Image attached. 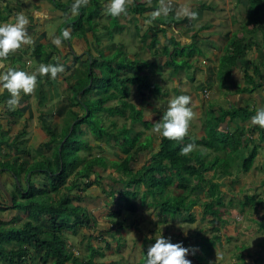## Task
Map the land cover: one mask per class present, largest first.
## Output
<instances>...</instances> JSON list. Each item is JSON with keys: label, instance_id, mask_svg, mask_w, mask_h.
<instances>
[{"label": "crops", "instance_id": "crops-1", "mask_svg": "<svg viewBox=\"0 0 264 264\" xmlns=\"http://www.w3.org/2000/svg\"><path fill=\"white\" fill-rule=\"evenodd\" d=\"M93 1L95 0H87L85 3L81 0L79 6L75 7L77 0H0V22L11 21L18 12L23 11L29 17L30 23L26 27L32 38L31 43L23 45L5 59L4 65L0 66V72L6 71L8 67L19 66L26 71L35 72L38 77L37 86L34 90L31 93H22L21 100L15 107L8 104L10 96L8 90H0V134L3 137V144H6V148L4 146L5 149L1 151V155H4L5 158L0 156V162L5 166L0 167V199L5 202L10 203L8 201L10 198L9 193L13 190L12 188L17 186L22 193H26L30 186H33L31 189L34 194L37 191L42 192L41 195L48 197L46 199L53 203H56L59 197L66 192V186L72 181L73 174H70L66 182L57 186L56 189L52 188L50 183L52 175L57 174L61 166L60 144L64 141L65 135L70 132L76 119L84 113L81 105L73 103L74 92L69 87L78 81L86 82L88 80L87 75L91 73L99 79L97 92H101L100 90L107 85L108 74L105 71L107 68L113 71L117 79L115 80L117 81L115 82L116 85L109 88L110 91L117 93V96L111 99L115 100L114 104H109L108 102L111 100H107L104 106H119L118 98H124L127 103L133 105L135 112L141 114V119L148 123V126H145L141 121H133L131 117L132 110L129 106L124 107V114H111L107 110L101 109L99 114H101L102 124L106 126L107 130L114 129L116 132L117 128H121L125 124L126 128H131V134L133 126L138 123L143 128L152 129L153 134L156 133L154 124L161 118L164 111L161 112L158 118V111L150 105L151 103L149 104L148 98L169 96L170 93H163V91H168L165 90V87H167L165 83L169 81L171 84L168 87H172L170 90L175 95L187 93L194 98H205V101L202 102L203 105L196 108L195 119L190 121L188 133L185 135L187 139L184 140L185 144L190 142L193 145H199L204 142L205 139L202 140V137L206 138L207 134L205 116L210 113V110L217 116L221 112L219 108L230 111L239 109L240 111L236 110L238 118L248 114L244 127L247 128L248 133H253L251 136L254 139L258 136L256 126L259 124L254 125L252 123V126H250L248 121L259 108L264 107V17L262 16L263 19L257 20V22H251L243 17L245 23L241 18H238L235 12L237 5L243 16L247 12L243 3L244 0H130L127 10L115 16L112 25L104 28V32L101 31L102 21L99 20L97 29V22L93 21V17L87 13V9ZM106 3L107 5H104ZM222 4H224L223 10ZM92 5H99L94 12H98L104 19L109 18L107 14L108 0H99L98 2L96 0ZM140 6L143 9L138 11ZM192 12L195 13V16L190 15ZM165 15L175 18L171 22H168L167 19L163 21ZM160 27H162L161 30ZM65 29L70 31L69 38H63ZM99 30L103 35L98 39ZM57 36L62 38V44L59 46L54 43ZM172 36H177L174 42L179 51L182 50L183 54L185 51L190 52L189 57L185 54H178V56L183 57L179 61L182 64L179 67L180 71H175L173 68L175 63L164 52L166 46L169 48L170 54L174 51L173 44L169 40ZM232 41L234 44H231ZM195 49H205L207 52L204 57L198 55L199 59L196 61L194 60L195 55L191 53ZM228 52L231 53L228 54ZM172 58H175L176 61L180 59L174 55ZM220 58H222V62L219 61ZM223 58L226 59L223 61ZM158 62L161 67H154L153 65ZM48 63L63 64L64 70L58 73L55 78H52L50 73L40 74V65ZM222 67H226L229 71L226 77H222ZM182 70L193 74V77L189 78L183 75ZM181 75L183 77L179 78ZM126 78H128V82L124 81ZM120 89L127 93L124 94V97L119 95L118 91ZM94 92H96L95 89L90 92L91 95ZM132 94L137 96L138 106L130 100ZM144 103L147 106H143ZM144 108L152 113V118L144 117ZM104 114L108 116L107 121L103 118ZM114 115H122L124 118L129 119V125L123 122L121 126H117L113 118ZM228 119L229 116H226L225 121L217 126V132L230 133L238 127V124L228 122ZM111 120H114L115 127L111 124ZM249 129H252V131H249ZM91 135L88 125L81 123L79 131H77V137L92 146L90 150L81 148L78 152L81 156H87L88 153H91V156H103L100 152H104L106 147L111 146H114V155L109 158L104 156L106 158V168L104 170L99 169L102 176L99 177V181L105 183L94 182L85 188L83 185L86 179H84L79 189L75 188L76 191H71L73 194L79 195L80 199L73 197L70 200V206L74 207L73 204H80L82 207H86L85 209L89 210L90 214L95 217L93 223L95 227L89 231V235L90 232H94V229L100 228V224L104 225L103 231L100 232L103 235L108 231L106 227L111 225L108 224L107 215L111 214V209H115V204L109 206L110 200H105L99 196L102 195L103 188L107 192L113 189L122 190L119 187L111 189L107 181L110 178L118 183V186L124 184L128 177L126 172L124 173L123 170L111 166V162L114 160L121 162L128 157V154L116 152L119 147L112 137L107 142L105 135L98 138L92 135V140L90 139ZM141 135L142 131L138 138ZM120 139L122 140V138ZM148 139L151 141L149 149L143 152H136L134 149L129 151L132 158L129 165L131 170H140L144 166H148L150 157L157 150L151 151L155 138L153 139V136L149 135L143 140ZM157 139L158 148L160 132H157ZM192 139H195L196 142L191 141ZM248 142V145H250V141L246 142L244 138L239 146L243 147ZM93 149L100 152L92 154ZM218 149L220 150V148L208 149L204 152L207 154V158H210L216 155ZM222 150L226 154L224 149ZM217 155L221 154L217 153ZM239 157L242 158V156ZM6 166L15 168L9 170ZM254 168L263 171L261 174L264 177V141L259 143L253 163L248 171H244V174L249 173ZM228 172H231V170ZM205 173L210 174V176H204L211 182H215L213 181L214 177H230L232 181L235 179L231 175L232 172L227 174L218 166L205 171ZM94 179L93 174L87 178V180ZM174 184L176 186V183ZM216 185L215 194L206 197L211 199L209 204H211V209L214 211L212 214L207 212V215L212 217L210 221L216 222L212 228L214 234L208 237L202 236V238L215 239V242L218 241L219 243V245L214 244L208 252V264H215L221 259L222 255L227 264V262L233 260L232 258L235 255L226 253V245L228 244L227 249L230 250L233 244L241 243L240 239L237 241L232 238V236L237 237L240 233L234 229L235 225L242 223L243 217L241 218L238 214L247 213L248 217L250 216L248 205L242 203L240 207H234V202L238 201L234 194L238 191V193L243 194L242 200H244V196L254 193L249 194L245 190H238L239 185H237L236 192L232 193L229 190L231 189L230 185L227 187L226 179L224 182L217 180ZM261 185H264V178L259 183V186ZM140 186L141 183L138 187ZM254 186L256 188V184ZM9 189L11 191H8ZM87 189L88 191H86ZM176 189H180V187L176 186ZM196 189H191V191ZM184 192L188 191L178 193ZM84 193L87 194L84 195ZM206 198H203V200H206ZM17 200L19 202L23 201L20 193ZM196 200V204L190 207L189 210L185 209L187 213L194 207H200L204 211L206 204L199 201V198ZM244 208H246V211H244ZM30 209L27 206L25 209L9 208L2 210V212H5V218L0 216V220L9 226H19L30 219L33 223H43L44 220L41 221L40 219L42 213L36 211L37 215L33 218L30 215ZM16 213H19L22 220L24 218L18 225L13 224L17 220L16 216H19ZM162 213L166 215V212L163 211ZM44 215L48 219L47 214L44 213ZM263 215L264 211L262 217ZM178 217L177 219L181 223L185 216ZM103 218L104 220H102ZM166 218L167 221H170L168 216ZM220 219L224 220V226H221ZM99 221H102V223H99ZM225 227H227L226 231L228 232L224 236L222 233L220 234V228L223 229L224 233ZM205 229L206 227H204ZM204 230L201 231L204 232ZM85 234L86 232H84ZM101 235L100 239L103 238ZM238 237L245 240L247 244L249 243L248 239H251L249 234L244 233H241ZM200 238L192 237L190 234L179 236V239L183 240L186 246L196 245L197 243L194 241L200 240ZM251 240H257L255 235ZM256 245H247V251L242 254V259L251 262L254 256H259L262 264H264V247H260L259 243ZM98 252L95 256L103 255L100 249ZM198 253L199 251L196 250L195 254ZM211 253L218 256L215 261L210 257ZM191 255L193 264H197L196 261H201L195 255Z\"/></svg>", "mask_w": 264, "mask_h": 264}, {"label": "trees", "instance_id": "trees-1", "mask_svg": "<svg viewBox=\"0 0 264 264\" xmlns=\"http://www.w3.org/2000/svg\"><path fill=\"white\" fill-rule=\"evenodd\" d=\"M243 3L245 4V9L249 11V17L251 18L249 19V21L257 22V20L263 19L264 0H244ZM142 9L143 8L140 6V8H138V11H141ZM174 18L175 17L171 18L169 15H165L163 17V21L167 19L168 22H171L172 20H174ZM184 19H186V17H184ZM159 29L161 30L162 27H160ZM172 44L174 51L170 54L169 48L166 46L164 52H166L167 55L171 57L170 59H172V61L175 63V66L173 68L175 69V71H177L178 68L182 66V64L177 62L175 58H172V56L184 54L182 50L179 51L176 48V43L174 41L172 42ZM225 59L226 58H223V61ZM153 66L156 68L161 67L159 62L155 63ZM105 71L108 74V78L106 81L107 85L104 89L102 88L100 90L101 92H97L98 90L96 88L97 83H99V79L97 78V76H93L91 73L87 75L88 80H86V82L78 81L69 87L71 91L74 92V95L72 97V100L74 101L73 103L81 105L84 109V113L82 114V116L76 119V121L72 125L70 132H66L67 134L65 135V139L60 144L59 155L61 166L59 167L57 174L52 175L50 183L51 187L56 189L57 186L62 185L66 182V179L70 174H73L72 181L66 186V192H64L59 197V200L56 203H53L49 202L46 199L48 197L42 196V192L37 191V193L34 194L31 189L33 188V186H30L29 190L26 193H22L21 189L17 186L16 188H14V191L12 190L9 193L10 198L8 201L10 203L0 199V211L9 208L25 209L27 208V206H29L31 208V217L35 218L37 215L36 211H39L42 214H47L48 218L47 223H33L32 219H30L19 226H9L6 225L4 221L0 220V224H2L0 225V264H33L36 259H38V261L43 264H95V254L99 251L96 246L91 244L89 241L87 243L88 248L90 249L89 255L84 258H80L75 255L72 248L66 246L62 234L64 229H72L74 234L78 233L81 228L91 231L92 225L95 221L94 216V218L90 220V217L88 216L91 215L90 212L86 211V207L84 208L80 204H73L75 205L74 210H69V207L71 205L70 200L73 197L80 199L79 195L73 194L71 191H73L75 188L79 189L81 183H83V179L89 178L91 174L95 176V179L88 180V182H86L83 187H89L94 182L103 184L105 183L101 180L99 181V177H102L99 169L104 170L106 168V158L101 155L81 156L78 153L81 148L90 150L92 147L91 145L87 144V142L81 141L77 137V131H79V125L81 123H86L90 128L91 133L97 138L99 136L101 137L102 135H105L108 142L110 140V137H112L119 147L118 151L120 152H116L128 154V157H126V159L122 160L121 162H118L116 160L112 161L111 166L115 167L118 170H123L124 173L126 172L128 176L126 180L127 183L126 181L124 182L126 187H131V181L135 180L133 182L136 184V188L138 190L143 189L142 203L145 201L146 195L149 194H151L154 199L155 196L159 194V197L161 199V194L164 193L167 185H171L174 182L176 183L177 187L190 192L191 189L199 188L203 186V183H208L209 181V191L207 192L210 196H213L215 194V191L217 189L216 182H211L210 180H208V178L204 176V172L216 167V165H214L213 163L219 160V155L216 154L212 159L207 160V154L204 151L207 150L206 148H220L224 149L226 153H228L229 151L238 150L239 145L242 144V141L245 138V132L243 131V129L245 128L244 122L248 118V114L244 115L242 118L241 116L238 118L236 110L239 109L230 111L219 108V111L221 109V112H219V114L216 116L210 110V113L213 114L212 121L208 127V130H210V132L207 131V134L205 136L206 138L202 143L204 148H198L202 149V151L193 148L192 151L184 154L180 151V148L181 146L185 145L184 140H187L186 137H184L182 140L169 139L160 133L158 148L150 157L148 166H144L140 170H131L129 165L132 158L129 154V151L131 149H134L136 152H143L151 147V141L149 139L145 141H138L137 139L141 134V131H138L134 135H131V128H126L125 124H123L121 128H117L116 132L114 129L107 130L106 126L102 124V117L101 114H99V111L102 109L107 110L111 114H124V107L129 106L132 110L131 117L133 121H141L145 126H148V123L141 119V114L137 111L135 112L133 105L127 103L124 98H118L119 106H104L105 101L116 98L117 96V93H115L114 91L112 92L109 89L110 86L116 85L115 82L117 81L115 80L117 79L113 71H110V68H107ZM221 71H223L222 77H226L229 74V71H227L226 67H222ZM90 78L91 81L88 85ZM124 81L128 82V78H126ZM124 81L122 80V82ZM94 89L96 90V92L91 95L90 92ZM118 93L122 97H124V94H127L122 89H120ZM226 116H229V119L227 120L228 122H234L238 124V127L230 133H219L217 132L216 128L221 122L225 121ZM111 124L114 127L116 126L114 120H111ZM257 135L258 136L256 139H253L252 136L249 137L248 140L250 141V145H248L249 142L245 144L249 148L248 153H246L244 156L242 155V158H240V164L238 166L231 167L229 163H225V167L223 169L225 173L230 174L232 171H228L232 170V168L237 172L241 170L248 171L250 169L257 154L259 143L264 141V125L259 126V133H257ZM219 137L223 138L219 139ZM2 138L3 137L0 134V148L3 145ZM120 138H122V140ZM119 140H121V142H119ZM191 141L196 142L195 139H192ZM224 161H226V159H224ZM0 167L5 166L0 162ZM6 167H8L9 170H13L15 168L13 166ZM51 172L53 171L51 170ZM138 175L140 176L137 178ZM190 176H192L196 181L192 185L189 182ZM174 177L176 179H174ZM139 183H141L142 187H138ZM102 190V195L99 196L98 194V196L105 200L110 199L111 197L109 196L113 193V191H115V189H113L109 193L107 192V190ZM119 192L122 193V190ZM19 193L23 198V201L21 202L17 200ZM166 197L167 198H164V200L160 201L159 204L162 208L164 206V210L166 212H171L172 214L177 213L180 209L189 210L190 207L196 204V199H198L193 198L190 201L186 202L184 201V193L180 195L175 194V196H173L179 198V201L177 202H175L174 199V202L170 201L171 199L169 198V194H166ZM243 202L245 205H248L250 209H254L260 206L264 202V199L261 196L258 197V194H252L244 196ZM149 204L152 203L149 202ZM211 207V204L206 205L204 211H202L203 215H207V212L209 214L214 213ZM78 209H80L81 213H78ZM84 210L86 212H84ZM114 213H117V210H112L111 214ZM70 215L74 217V224H70L68 221V216ZM179 215H181V212L179 213ZM62 218H64V220H62ZM182 221L192 224L194 221H196V219L194 215L188 211L187 215L182 219ZM258 226L259 228L264 229V215L263 219L258 223ZM95 231L96 229H94L93 233L90 232L89 236L91 238H101L100 235H94ZM82 236H84V234H82ZM32 248L36 250L37 254H34V256H37V258L31 256L30 250ZM146 259L147 248L146 246H143L142 256L136 264H144V261Z\"/></svg>", "mask_w": 264, "mask_h": 264}, {"label": "rangeland", "instance_id": "rangeland-1", "mask_svg": "<svg viewBox=\"0 0 264 264\" xmlns=\"http://www.w3.org/2000/svg\"><path fill=\"white\" fill-rule=\"evenodd\" d=\"M96 1V0H95ZM93 1L92 4L95 2ZM99 0H97L98 2ZM235 2V1H234ZM89 5L88 9H87V13L88 15L93 17V21L95 20V22H97V29H98V25H99V20L102 21V29L101 31L104 32V28H108L110 27V25H112V20L115 18V16L112 15V17H110L111 14H109V12L107 11V14L109 15L108 19H104L102 16H100V14H98V12H94L96 7H99V5L94 6V5ZM104 5H107L104 4ZM101 6V4H100ZM221 6H223L222 10L224 9V4H222ZM236 6V5H235ZM241 10V9H240ZM137 11V10H135ZM237 13V17L241 18V20H243V17H246V19H251L249 17V11L245 12V15L243 16L240 11H239V7L237 5L236 7V11ZM235 16V17H236ZM122 17V16H121ZM160 17H162L160 15ZM235 20V18H234ZM244 21V20H243ZM245 23V21H244ZM96 30V29H95ZM100 31V30H99ZM99 32V36L98 39L100 37H102V32ZM177 38V36H172L169 39L173 42L175 41ZM235 40V39H234ZM170 41V43L172 44V42ZM231 44H234L233 41ZM206 50L205 49H195L194 52H191L195 55L194 60L198 61V55L201 56H205L206 54ZM231 52H228V54H230ZM184 54L189 57L190 56V52L185 51ZM227 54V53H226ZM178 57V61L179 62L183 57L177 56ZM220 62H222V58H220L219 60ZM248 68H250V66H248ZM222 69V68H221ZM251 69V68H250ZM178 71L179 68H178ZM183 71V75L192 78L193 74H189L188 72H186L185 70ZM183 75L179 76V78H182ZM165 87V90L168 91H163L166 93H170L169 96H165V97H149L148 98V102L150 105L154 106L155 109L158 111V118L161 115L162 111H165L168 107V102L170 99L174 98L176 95L171 92L170 88L172 87H168V85H170L171 83L169 81H167ZM174 86V85H173ZM98 87V86H97ZM96 87V88H97ZM191 101H190V106H192V111H193V117L192 119H195L196 117V108H199L200 106L203 105V101H205V98H194L191 97ZM130 100L133 101L137 106V96H134L133 94L130 97ZM115 100H111L108 103L109 104H114ZM201 102V103H200ZM143 106H147L146 103L143 104ZM159 109V110H158ZM152 113H149L147 111V109L144 108V117L145 118H152ZM212 113H208L205 116V119L207 120V131L210 132V130H208L209 124L212 121ZM105 120L106 118H108V116L103 117ZM113 118L116 121L117 126H121L123 122H126L127 125H129L130 121L129 119L124 118L122 115H114ZM107 121V120H106ZM108 123V122H107ZM249 125L252 126V119H250L248 121ZM254 125H257L258 123H253ZM259 126H256V133H259ZM243 129V127H242ZM141 130L142 131V135L140 138H138L140 141L145 139L147 136H153V139L155 138V140L153 141V146L151 148V151H155L157 149V143H158V139H157V132L156 133H152L153 130L152 129H146L143 128L142 125L140 124H135L133 126V129L131 131V134H134V132ZM244 132H247V128L243 129ZM249 131H252V129H249ZM159 133V132H158ZM245 134V141H248V138L250 137L248 134ZM194 134L196 135V133L194 132ZM93 135V134H92ZM92 135L90 136V139L92 140ZM253 135V133H252ZM94 136V135H93ZM191 136V135H189ZM95 137V136H94ZM192 137V136H191ZM97 138V137H95ZM223 137H219V139H222ZM254 139V137H252ZM205 138L202 137V140H204ZM234 139V138H231ZM229 139V140H231ZM113 142V141H112ZM190 143V142H188ZM6 148V144L4 143L2 145V147L0 148L1 151H3ZM246 146V145H245ZM241 147L239 146L238 150H236L235 152H228V153H224L222 149H218L217 153L221 154L219 155V160L214 162L213 164L216 165V167L218 166L220 169H224V165L225 163H229L232 166H238L240 164V157L242 155H245L246 153H248L249 148L248 147ZM241 147V149H240ZM194 148L196 150L202 151V149H198V148H204V146L202 144L199 145H194ZM243 148V149H242ZM208 150V148H206ZM92 154H97V152H100L99 150L93 149ZM215 152V151H214ZM102 153L103 156L106 157H113L112 155H114V147H106L104 152H100ZM204 153V152H203ZM216 153V154H217ZM241 153V154H240ZM87 155V154H86ZM0 156H4L1 155ZM87 156H91V153H88ZM214 156V155H213ZM207 158V160H210L213 158ZM5 158V157H3ZM224 159H226L227 161H224ZM215 167V168H216ZM232 174L234 176V180L232 181L230 177H214L213 181L217 182V180H222L224 182V180L226 179V182L228 183L227 187H231L230 192H236L237 189V185H239V189L238 190H245L246 193L249 194H258V197L264 195V185L259 186L260 181L263 180V175L261 174L263 171L258 170L256 168L252 169L249 173L244 174V171H236L235 169L232 168ZM220 173V172H219ZM222 173V172H221ZM241 174V175H240ZM120 175V174H119ZM204 175L210 176L209 173H205ZM174 179H176L174 177ZM165 180V178H164ZM161 180V181H164ZM189 182L190 184H194L196 181L195 179L190 176L189 177ZM135 180L131 181L130 186L131 187H126L125 184L118 186V183H115V181H112L110 178L107 181L110 185V188L113 189V187H119L122 188V193L119 192L118 190L113 191V193L109 196L111 197L110 200V205L115 204L114 208L115 209H111V210H117V213L114 214H110L109 216L107 215V222L108 225L106 228L107 233H103V235L100 234L104 225L100 224L99 227L95 232L94 235H101L103 238L100 239L98 237L95 238H91L89 236V231L87 229L81 228V230L74 234L72 229H64L62 234H63V238L65 240L66 245L69 248H72V250L75 252V255L78 257H86L87 255H89L90 253V249L88 248L87 243L90 241L91 244H93L94 246L98 247L101 252H103V255H96L95 256V264H136L139 259L142 256V250H143V246H146V248H148V245L154 242V234H159L162 231V234L164 236H170L173 240V242L175 241H181V239H179V236H183L185 235V229L187 232V236L190 234L192 237H196V238H200V240L194 241L196 242L197 246L199 248H197V251H199L198 254H193L195 255V257L199 258V261H196L197 264H203L205 262V264H208V252L210 251L211 247L214 244H218V241L215 242V239H206V238H202V236L204 237H208V236H212L214 233L212 228L213 226H215L216 222L213 221L211 222V218L209 215H204L202 214V209L200 207H194L192 210H190L191 213H193L195 215V219H197L196 222H194L193 224L187 223L182 221L181 223L179 222V220L177 219L178 216H186L187 215V211H185V209H180L177 213L172 214L171 212H166L163 208L161 207V205L159 204L160 201L164 200V198L166 197V194H169V198L171 199L170 201L172 202H177L179 201V198L177 197H173L175 196V194L180 195V193L178 192H183L185 190L183 189H176L175 186V182L173 184H169L167 185V187L165 188V191L163 194H161V198L159 197V194H157L154 197L149 194L146 195L145 197V201L142 203L143 201V189L138 190L136 187V184L133 182ZM86 182H88V180L86 179ZM173 182V180H172ZM127 183V181H126ZM205 184V183H203ZM209 182L206 183L202 188L200 189H196L194 191L191 192H184L185 193V200L184 201H190L191 199H193L194 197H198L199 201H202L203 204L208 205L211 202L210 198H206V197H211L209 195V193H207L208 191V187H209ZM254 184H256V188L254 186ZM244 185V186H243ZM125 186V187H124ZM7 187H11V186H7ZM14 191V188H12ZM105 191L106 189L103 188ZM75 190V189H74ZM8 191H11V189H9ZM76 191V190H75ZM85 191V190H84ZM88 191V189L86 190ZM125 192V193H124ZM110 193V192H109ZM87 193H84V195H86ZM172 194V195H171ZM182 194V193H181ZM262 194V195H261ZM223 195V194H222ZM235 197L238 198V201L234 202V207L235 206H241L242 203L244 204L242 198H243V194L241 193H237L234 194ZM239 195V197H238ZM264 198V196H262ZM117 198V199H115ZM203 198H206V200H203ZM174 199V201H173ZM236 199V198H235ZM19 201V200H18ZM152 203V204H149ZM241 202V203H238ZM76 205V204H75ZM73 206L69 207V210L73 211L74 208ZM205 205V207H206ZM213 205V204H212ZM232 207V206H231ZM110 210V211H111ZM238 210V209H237ZM18 211V210H17ZM86 211H89L86 209ZM84 210V212H86ZM166 212L164 215L162 212ZM244 211H246V208H244ZM264 211V202L254 208V209H250V216L248 217L247 213H242V214H238V216H240L242 219V223H240L239 225H235L234 229L239 231V235L242 233L244 234H249V238L252 239L253 235H255V238H257V240H249L248 239V244L245 240H243L242 238H239L238 236H232V238H234L235 240L241 241V243H235L233 244L232 248L230 250L227 249L228 244L225 247V251L228 254H234L235 257L232 258L233 260L227 262V264H262V261L260 260L261 257L259 258V256H254L251 262L248 261H244L242 259V254L247 251V245H251V246H255L257 243H259L260 247H264V229L259 228L258 223L263 219L262 217V213ZM181 212V215H179V213ZM78 213H81L80 209H78ZM5 212L0 211V216H2V218H5ZM17 215H19V213H16ZM217 214V213H216ZM87 215V214H86ZM174 215V216H173ZM90 217V220H92L94 217L93 215H88ZM166 216L169 217L170 221H167ZM176 216V217H175ZM46 216L44 214H42L40 216L41 221L44 220L43 223H47V219L45 218ZM175 217V219H174ZM17 220L13 222V224H20L23 220L20 217V215L17 217ZM179 218V217H178ZM63 219V218H62ZM214 219V218H213ZM74 217L72 215L68 216V221L70 224L73 223ZM104 220V218L102 219ZM220 223H222L221 226H224V220H219ZM36 223V222H34ZM99 223H102V221H99ZM98 223V224H99ZM74 224V223H73ZM2 225V224H0ZM219 225V224H218ZM182 226V227H181ZM93 227H95V224L92 225V229ZM184 227V228H183ZM204 227H206V229L204 230ZM227 227L224 228V233H223V229L220 228V234L222 233V235H227L226 233L228 231H226ZM197 230H199L200 232H198ZM201 230H204L201 231ZM260 230V231H259ZM84 232H86V235L82 236V234H84ZM252 233V234H251ZM152 235L153 239H149V236ZM222 235H218V236H222ZM218 240V238H216ZM226 239V238H225ZM223 239V240H225ZM107 240V241H106ZM233 240V241H235ZM183 241V240H182ZM214 241V243H212ZM193 243V242H192ZM202 243V244H200ZM240 244V245H239ZM245 244V245H243ZM243 245V246H242ZM258 247V245H256ZM99 253V252H98ZM30 254L32 257L37 258V256H34V254L36 253V250L34 248H32L30 250ZM206 255V259L204 260ZM188 257L191 259L192 255L188 254ZM210 257L212 258L213 261L216 260V258L218 256H215L214 254H210ZM225 258H223V255L221 257V259H219L215 264H219V262H221V264H226V262L224 261ZM1 263V262H0ZM33 264H43L41 262L38 261V259L35 260V262Z\"/></svg>", "mask_w": 264, "mask_h": 264}, {"label": "clouds", "instance_id": "clouds-1", "mask_svg": "<svg viewBox=\"0 0 264 264\" xmlns=\"http://www.w3.org/2000/svg\"><path fill=\"white\" fill-rule=\"evenodd\" d=\"M81 0H77L75 7L79 6ZM87 2V0H83ZM130 0H108V12L113 16H118L127 10ZM190 15L195 16L192 12ZM30 23L29 17L23 12H18L11 21L0 22V66L4 65L5 59L17 49L32 42L28 34L27 25ZM70 31L65 29L63 38H69ZM54 43L59 46L62 38L57 36ZM64 70L63 64H41L40 74H49L55 78L58 73ZM37 74L29 72L23 68L8 67L6 71L0 72V90L7 89L10 93L8 104L15 107L21 100L22 93H31L37 86ZM191 96L181 93L170 99L167 109L161 118L154 124L157 132L169 139L182 140L188 133L193 111L190 107ZM253 123L264 125V107H261L251 117ZM251 136V133H248ZM197 145V144H194ZM193 143L181 146L180 151L189 153L194 148ZM84 180V179H83ZM86 183V182H85ZM182 227V226H181ZM184 228V227H183ZM185 234H187L185 229ZM149 239H153L150 235ZM197 245H184L183 241L173 242L170 236H164L162 231L154 234V242L148 245L147 259L144 264H193L187 254H195Z\"/></svg>", "mask_w": 264, "mask_h": 264}]
</instances>
